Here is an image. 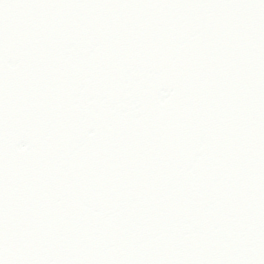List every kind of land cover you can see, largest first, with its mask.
<instances>
[{
    "label": "snow or ice",
    "instance_id": "snow-or-ice-1",
    "mask_svg": "<svg viewBox=\"0 0 264 264\" xmlns=\"http://www.w3.org/2000/svg\"><path fill=\"white\" fill-rule=\"evenodd\" d=\"M0 264H264V0H0Z\"/></svg>",
    "mask_w": 264,
    "mask_h": 264
}]
</instances>
